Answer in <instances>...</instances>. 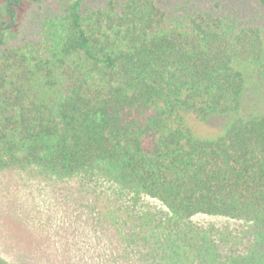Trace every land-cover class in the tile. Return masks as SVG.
I'll use <instances>...</instances> for the list:
<instances>
[{
    "label": "trees",
    "instance_id": "16d2710c",
    "mask_svg": "<svg viewBox=\"0 0 264 264\" xmlns=\"http://www.w3.org/2000/svg\"><path fill=\"white\" fill-rule=\"evenodd\" d=\"M85 2L45 13L35 39L0 33V170H97L159 200L166 212L131 215L123 235L139 264H264V114L246 106L264 99V14ZM212 118V132L191 123ZM196 214L247 223L249 245L221 249Z\"/></svg>",
    "mask_w": 264,
    "mask_h": 264
},
{
    "label": "rangeland",
    "instance_id": "374dc122",
    "mask_svg": "<svg viewBox=\"0 0 264 264\" xmlns=\"http://www.w3.org/2000/svg\"><path fill=\"white\" fill-rule=\"evenodd\" d=\"M121 1V0H116ZM6 0H0V19ZM70 0H23L14 24L7 22L3 35L9 45L35 39L47 12L59 13ZM106 0H86L98 6ZM170 16L233 11L239 21L260 18L259 0H158ZM196 15V14H195ZM264 114V99L251 95L246 104ZM222 118L191 123L198 132H212ZM58 178L37 168L0 170V257L13 264H139L141 245H125L131 215L146 209L166 212L157 199L132 198L110 176ZM193 222L215 233L221 249L244 250L251 240L248 224L221 215L196 214ZM135 253V254H134Z\"/></svg>",
    "mask_w": 264,
    "mask_h": 264
},
{
    "label": "flooded vegetation",
    "instance_id": "af4514ba",
    "mask_svg": "<svg viewBox=\"0 0 264 264\" xmlns=\"http://www.w3.org/2000/svg\"><path fill=\"white\" fill-rule=\"evenodd\" d=\"M23 0L19 4L22 3ZM14 0H6L3 14L5 17L4 19H0V33H3V29L6 28V23L10 22V24H14L16 21V18L18 16L17 13V6L19 5ZM1 14V13H0ZM1 16V15H0Z\"/></svg>",
    "mask_w": 264,
    "mask_h": 264
}]
</instances>
